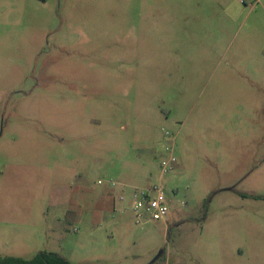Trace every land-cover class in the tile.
<instances>
[{
    "label": "rangeland",
    "instance_id": "1",
    "mask_svg": "<svg viewBox=\"0 0 264 264\" xmlns=\"http://www.w3.org/2000/svg\"><path fill=\"white\" fill-rule=\"evenodd\" d=\"M40 252L264 264V0H0V257Z\"/></svg>",
    "mask_w": 264,
    "mask_h": 264
},
{
    "label": "built area",
    "instance_id": "2",
    "mask_svg": "<svg viewBox=\"0 0 264 264\" xmlns=\"http://www.w3.org/2000/svg\"><path fill=\"white\" fill-rule=\"evenodd\" d=\"M164 137L170 142L165 147L166 156L159 162L161 174L167 172L168 168L176 162L173 154L174 137L165 133ZM102 185V181L97 182ZM110 188L120 186L119 183L109 182ZM123 193L118 195V201H123ZM130 209L134 214L136 225H143L146 222H162L169 213L168 200L165 191L160 184L150 187L133 188L129 193Z\"/></svg>",
    "mask_w": 264,
    "mask_h": 264
},
{
    "label": "trees",
    "instance_id": "3",
    "mask_svg": "<svg viewBox=\"0 0 264 264\" xmlns=\"http://www.w3.org/2000/svg\"><path fill=\"white\" fill-rule=\"evenodd\" d=\"M0 264H69V263L58 254L40 252L31 260H24L17 257H0Z\"/></svg>",
    "mask_w": 264,
    "mask_h": 264
},
{
    "label": "water",
    "instance_id": "4",
    "mask_svg": "<svg viewBox=\"0 0 264 264\" xmlns=\"http://www.w3.org/2000/svg\"><path fill=\"white\" fill-rule=\"evenodd\" d=\"M160 255H161V252L155 257V259L150 264H152Z\"/></svg>",
    "mask_w": 264,
    "mask_h": 264
}]
</instances>
